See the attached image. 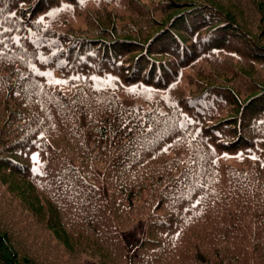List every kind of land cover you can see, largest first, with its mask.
Wrapping results in <instances>:
<instances>
[{
  "label": "trees",
  "instance_id": "16d2710c",
  "mask_svg": "<svg viewBox=\"0 0 264 264\" xmlns=\"http://www.w3.org/2000/svg\"><path fill=\"white\" fill-rule=\"evenodd\" d=\"M84 256L264 264V0H0V264Z\"/></svg>",
  "mask_w": 264,
  "mask_h": 264
},
{
  "label": "rangeland",
  "instance_id": "374dc122",
  "mask_svg": "<svg viewBox=\"0 0 264 264\" xmlns=\"http://www.w3.org/2000/svg\"><path fill=\"white\" fill-rule=\"evenodd\" d=\"M140 229L136 226H131L126 230L125 240L128 249H131L133 244L136 243L139 238ZM84 264H96V261L92 257L84 256Z\"/></svg>",
  "mask_w": 264,
  "mask_h": 264
}]
</instances>
